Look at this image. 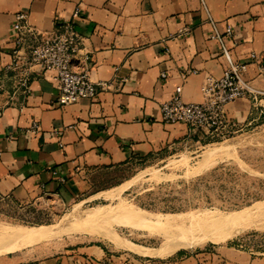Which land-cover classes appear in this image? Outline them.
<instances>
[{"label": "crops", "instance_id": "obj_1", "mask_svg": "<svg viewBox=\"0 0 264 264\" xmlns=\"http://www.w3.org/2000/svg\"><path fill=\"white\" fill-rule=\"evenodd\" d=\"M204 2L220 28H233L232 58L248 62L250 53L258 56L263 69L250 66L246 80L264 91V0ZM76 7L83 40L72 67L83 70L87 56L88 78L106 86L92 100L59 106L52 71L34 68L25 92L6 70L14 49L11 25L23 12L28 25L52 35ZM205 19L199 0H0V197L71 207L104 199L129 181L94 189L95 174L188 152L207 141L185 124L163 123L159 111L176 87L183 102H202L205 79L225 69ZM225 111L243 128L252 125L264 118V95L258 102L237 99ZM33 121L38 131L31 130ZM85 240L68 237L12 251L0 255V264H204L202 254L152 259Z\"/></svg>", "mask_w": 264, "mask_h": 264}, {"label": "rangeland", "instance_id": "obj_2", "mask_svg": "<svg viewBox=\"0 0 264 264\" xmlns=\"http://www.w3.org/2000/svg\"><path fill=\"white\" fill-rule=\"evenodd\" d=\"M126 181L129 183L122 186L120 192L115 189L104 199L82 202L79 215L112 210L119 204L152 215H193L202 211L223 215L251 213L253 209L264 208V118H259L256 123L227 139H207L188 152L165 154L155 161L93 176L94 189ZM70 208L71 205L44 198L17 202L0 197V225H68L64 215ZM74 224L23 249L57 239L82 237L85 241L105 245L115 252L135 254L104 240L100 232H112L122 241L151 249L160 247L165 241L160 229L133 227L116 215L91 223ZM85 224L88 228L86 232L72 230L74 227L85 229ZM216 235H220L218 242L179 248L169 255L138 256L171 260L180 254L191 253L202 254L204 264H248L250 254L252 262L249 264H264V212L255 214L244 225L217 229ZM223 235L227 237L222 238Z\"/></svg>", "mask_w": 264, "mask_h": 264}, {"label": "built area", "instance_id": "obj_3", "mask_svg": "<svg viewBox=\"0 0 264 264\" xmlns=\"http://www.w3.org/2000/svg\"><path fill=\"white\" fill-rule=\"evenodd\" d=\"M204 13L205 22L209 26L208 37L219 45V52L226 61V67L219 77L208 76L200 88L203 100L200 103H185L181 99V87H176L168 101L160 104L161 121L166 124H185L200 132L208 140L227 139L241 131L242 126L230 118L225 106L237 99H250L258 102L264 95L250 85L246 75L250 66L255 65L260 71L263 67L255 53H250L248 62L236 61L231 56L228 42L233 41V28L224 23L220 28L207 8L204 0H199ZM80 9L76 7L67 21L56 25L55 33L44 35L28 25L26 13H17L11 25L14 49L12 61L6 70L14 74L18 85L26 92L29 90V75L34 68L52 71L59 91L55 103L59 106L78 102L81 99L92 100L98 89L105 83H95L88 78L86 64L89 58L84 57V69L76 71L72 67L74 55L82 44V35L76 27V19ZM187 30H184L186 34ZM165 78V74L160 75ZM263 115V111H260ZM36 121L31 124L32 131H38Z\"/></svg>", "mask_w": 264, "mask_h": 264}, {"label": "bare ground", "instance_id": "obj_4", "mask_svg": "<svg viewBox=\"0 0 264 264\" xmlns=\"http://www.w3.org/2000/svg\"><path fill=\"white\" fill-rule=\"evenodd\" d=\"M120 188L116 190L120 192ZM108 192L111 193L112 191ZM80 204L73 205L64 215V219L69 223L68 225H60V223H56V225H40L38 227L0 225V255L39 243L58 234L60 231L67 230L72 225H75L74 223L78 225L79 223H91L116 215L121 216L125 224L133 227L139 226L148 229H160L164 235V244L158 248L151 249L131 242L122 241L112 232H100L104 240L106 239L118 248H126L142 256H163L165 254L169 255L172 252L174 253L179 248H188L205 242H218L220 235H216L217 229H231L244 225L255 214L264 212V208L261 207L255 210L253 209L251 213L235 212L221 215L216 212L202 211L193 215H152L144 211L142 212L140 209H130L119 204L112 210L104 209L93 212L91 215L85 214L80 216ZM83 226H85V229L83 227H74L72 230L86 232L88 229H86V224ZM225 236L223 235L221 237L224 238Z\"/></svg>", "mask_w": 264, "mask_h": 264}]
</instances>
